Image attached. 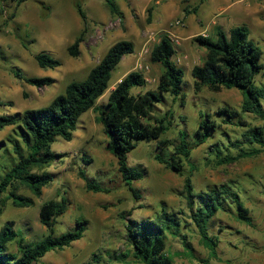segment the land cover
<instances>
[{
    "label": "rangeland",
    "instance_id": "rangeland-1",
    "mask_svg": "<svg viewBox=\"0 0 264 264\" xmlns=\"http://www.w3.org/2000/svg\"><path fill=\"white\" fill-rule=\"evenodd\" d=\"M78 1L88 15L87 25L77 11ZM117 2L123 16L112 14L105 0H28L20 5L12 0H0V114L49 105L65 92L70 82L84 79L107 50L122 39L132 40L135 52L124 56L113 70L110 86L98 104L106 103L112 89L133 70L144 73L148 81L146 87L135 92L155 89L164 68L151 60V51L166 34L172 38L176 49L173 59L185 69L183 92L187 96L183 102L181 98L168 95L166 103L159 105L157 115H164L168 110L173 112V116H169L171 128L164 138L176 143L184 128L192 135L200 125L203 112H214L225 104L241 107L244 97L240 89L196 90L192 69L204 62L207 50L195 38L215 36L219 25L228 33L231 26L247 25L251 37L264 51V0H228L226 5L248 7L232 12L221 7L220 0ZM85 27L80 55L73 57L68 47ZM41 51L52 54L62 64L54 69L40 67L35 55ZM13 67L21 68L28 76H49L55 81L42 87L31 85L16 78ZM256 79L264 84V69ZM97 115L94 109L85 112L72 140L59 137L53 143L52 150L63 156L43 169L34 170L55 174L54 181L44 187L41 196L19 184L18 193L32 197L33 204L17 207L12 199L5 198L7 193L3 195L5 205L0 214V228L12 222L27 241L40 240L48 233L39 212L49 199L66 197L70 200L67 212L58 218L57 233L73 229L78 218L88 220L80 240L64 249L48 252L34 264H144L135 257L134 246L127 239L130 216L123 218L122 213L132 211L131 217L136 219L153 218L165 208L177 212L191 225L184 227L183 233H187L191 241L192 252L186 251L181 237L168 236L167 252L175 264H204L203 259L208 260V264H264V152L233 164L218 165L209 152L210 145L219 138L217 135L194 149L190 160L184 161L185 174L182 175L155 159L157 141H140L128 156L130 165L146 171L142 180L132 183L142 193V198L137 200L119 172L118 158L107 149L109 139ZM245 116L253 125L264 126L261 118L253 114ZM226 127L234 132V128ZM14 129L15 126L1 129L0 139L7 138ZM13 155L12 146L9 152L0 154V177L12 165ZM80 169L111 188V192L87 190L85 180L79 175ZM187 175L192 177L196 193L214 185H230L241 195L252 215L253 224L249 225L234 214L233 207L217 214L211 226V232L221 240L217 257L210 255L189 219L190 207L183 194ZM9 248L17 252V242H11Z\"/></svg>",
    "mask_w": 264,
    "mask_h": 264
},
{
    "label": "trees",
    "instance_id": "trees-1",
    "mask_svg": "<svg viewBox=\"0 0 264 264\" xmlns=\"http://www.w3.org/2000/svg\"><path fill=\"white\" fill-rule=\"evenodd\" d=\"M12 1L20 5L28 0ZM105 1L112 14L123 16L117 0ZM76 8L87 25L88 15L80 1L76 2ZM151 12L152 8L149 9L150 16ZM86 30L85 27L68 47L71 56L80 55ZM195 40L207 50L204 62L192 69L196 90L240 89L244 97L240 108L225 104L214 112H203L200 125L192 135L184 128L180 130L176 143L164 138L171 128L172 119L169 116H173V112L168 110L164 115H157L159 105L166 103L168 95L174 99L181 98L183 102L187 96L183 92L185 69L173 59L176 49L172 38L167 34L162 36L151 51V60L164 68L157 87L135 92L138 88L146 87L148 81L144 73L133 70L112 89L106 103L98 104L99 98L110 86L113 70L124 56L135 52L132 40H119L107 50L84 79L70 82L65 92L56 96L49 105L0 114V130L15 126L14 133L0 139V154L9 152L10 146L15 154L12 165L0 177V214L4 211L5 198L12 199L17 207L33 204L32 197L18 193L19 184L28 187L38 197L42 195L44 187L54 181L55 174L34 170L43 169L63 156L52 150L53 143L59 137L72 140L81 116L90 109L98 113L97 121L103 125L109 139L107 149L118 158L119 172L130 185L129 189L137 200L142 198V193L132 183L142 180L146 171L139 166L130 165L128 156L140 141H157L155 159L182 175L185 174L184 161L190 160L194 149L217 135L219 138L210 145L209 152L218 165L233 164L264 152V126L253 125L245 116L253 114L264 121V84L256 79L264 69L262 47L250 36L247 25L234 26L229 33L221 26H216L215 36L199 35ZM35 58L42 68L54 69L62 64L60 59L46 51L37 53ZM12 72L16 78L39 87L51 85L55 81L49 76H28L18 67H13ZM226 126L234 128V132L231 133ZM86 162L89 163L90 160ZM79 175L85 180L87 190L111 192V188L89 177L84 170L80 169ZM5 193L7 196L4 198ZM183 194L190 207L189 219L193 229L200 235L202 244L213 257L218 256L221 243L220 238L211 232L212 223L219 212L229 211L233 207L234 214L240 220L253 224L252 215L241 195L228 184L214 185L196 193L193 179L187 175ZM69 205L70 200L66 197L52 198L41 205L40 221L48 228V233L40 240L27 241L12 222L1 227L0 264H34L48 252L64 249L80 240L87 229L86 218H78L73 229L61 233L56 231L58 218L67 212ZM131 215L132 211L122 213L123 218L130 216L127 239L134 246L135 257L144 264H175L167 252L170 234L181 237L186 251L192 252L191 241L187 233H183V228L191 225L177 212H169L165 208L153 218L136 219ZM13 241L18 244L17 252L9 248ZM208 262L206 259L202 260L204 264Z\"/></svg>",
    "mask_w": 264,
    "mask_h": 264
},
{
    "label": "crops",
    "instance_id": "crops-1",
    "mask_svg": "<svg viewBox=\"0 0 264 264\" xmlns=\"http://www.w3.org/2000/svg\"><path fill=\"white\" fill-rule=\"evenodd\" d=\"M228 0H220V6L221 7H224L226 10H228L229 12H232V11H235V10H245V9H247L248 7L246 6V5H239V4H233V5H230V4H228L227 3V5H226V2H227ZM220 26V25H219ZM232 28V26L230 27V29ZM230 29H229V31H230ZM250 29V28H249ZM250 36H251V30H250ZM258 42V41H257ZM206 49V48H205Z\"/></svg>",
    "mask_w": 264,
    "mask_h": 264
}]
</instances>
